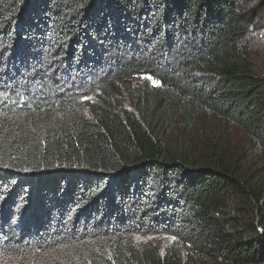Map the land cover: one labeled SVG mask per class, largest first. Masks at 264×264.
Instances as JSON below:
<instances>
[{
    "label": "trees",
    "instance_id": "1",
    "mask_svg": "<svg viewBox=\"0 0 264 264\" xmlns=\"http://www.w3.org/2000/svg\"><path fill=\"white\" fill-rule=\"evenodd\" d=\"M263 20L264 0H0V264H264V190L144 123L212 115L264 155Z\"/></svg>",
    "mask_w": 264,
    "mask_h": 264
},
{
    "label": "rangeland",
    "instance_id": "2",
    "mask_svg": "<svg viewBox=\"0 0 264 264\" xmlns=\"http://www.w3.org/2000/svg\"><path fill=\"white\" fill-rule=\"evenodd\" d=\"M252 35L255 36V46L260 53L257 66L261 69L264 68V20ZM144 123L168 148H173L176 152L183 151L198 159L200 163L222 158L237 165L240 176L250 186L264 190V155L237 125L212 115L205 120H196L189 127H185L181 117L168 124L162 117L153 119L148 116ZM144 240L159 246L161 250L173 246L179 248L176 239L171 237L161 236Z\"/></svg>",
    "mask_w": 264,
    "mask_h": 264
},
{
    "label": "snow or ice",
    "instance_id": "3",
    "mask_svg": "<svg viewBox=\"0 0 264 264\" xmlns=\"http://www.w3.org/2000/svg\"><path fill=\"white\" fill-rule=\"evenodd\" d=\"M150 79V78H149ZM153 83H157L158 84V82H156V81H153ZM172 239H175V237H173Z\"/></svg>",
    "mask_w": 264,
    "mask_h": 264
}]
</instances>
